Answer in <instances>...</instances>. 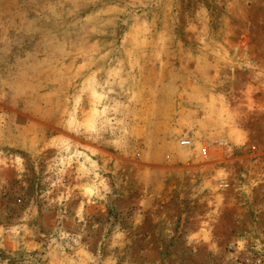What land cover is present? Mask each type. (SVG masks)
<instances>
[{"label":"rangeland","instance_id":"374dc122","mask_svg":"<svg viewBox=\"0 0 264 264\" xmlns=\"http://www.w3.org/2000/svg\"><path fill=\"white\" fill-rule=\"evenodd\" d=\"M264 0H0V264H264Z\"/></svg>","mask_w":264,"mask_h":264},{"label":"built area","instance_id":"2783aa9c","mask_svg":"<svg viewBox=\"0 0 264 264\" xmlns=\"http://www.w3.org/2000/svg\"><path fill=\"white\" fill-rule=\"evenodd\" d=\"M263 5H264V1H263Z\"/></svg>","mask_w":264,"mask_h":264}]
</instances>
